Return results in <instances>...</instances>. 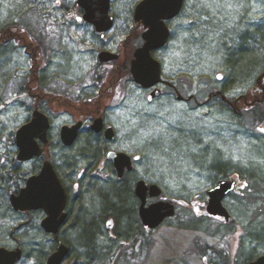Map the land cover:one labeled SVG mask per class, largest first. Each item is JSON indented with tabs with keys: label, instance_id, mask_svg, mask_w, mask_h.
Listing matches in <instances>:
<instances>
[{
	"label": "rangeland",
	"instance_id": "obj_1",
	"mask_svg": "<svg viewBox=\"0 0 264 264\" xmlns=\"http://www.w3.org/2000/svg\"><path fill=\"white\" fill-rule=\"evenodd\" d=\"M76 1L60 0L56 3V0H0V29L9 28L15 35L10 43L0 46V149L7 147L8 134L21 125L24 117L19 103L9 105L2 100L12 90L13 81L18 83L19 78L36 67H45L47 74L53 71L59 73L66 82L77 81L89 68L98 66L97 55L93 50L100 44L93 29L79 27L74 21H69L70 10ZM141 1H111L110 14L115 26L107 34L111 39L110 50H116L117 45L137 33L133 13ZM191 2L196 3L198 0ZM230 2L245 5L254 2L257 11L248 16L245 15V9L240 10L241 15L236 18L235 24L225 30L229 35L216 43L220 51L215 52V58L212 55L205 58L197 53L194 54L197 59L193 60L190 45L178 40L188 26L181 21L195 20L194 10L188 7L190 0H185L180 16L168 23L171 32L168 45L154 55L162 64L165 80L175 79L185 86L186 95L195 94L201 101L206 100L209 91L216 87L231 99L246 94L264 73V1ZM178 44L183 47V51ZM219 75L223 79H216ZM133 86L132 82L124 84V99L112 102L107 112L109 121L115 126L120 123L123 127L129 116L139 118V112L132 108L133 103L137 108L144 105L161 110L178 105L170 103L166 97L148 102L146 95L135 88L139 94V99H136L132 95ZM239 87L245 90L234 96L228 95ZM205 108L208 109L206 114L203 109L194 110L192 106L187 112L193 116L200 112L214 121L220 128L218 136L227 132L233 141H244L248 146L247 152L255 159H250L247 164L236 165L224 161L215 154L218 150L206 145L201 148L199 155L194 154L195 159L187 171L163 177L170 181L168 184L160 181L154 183L162 189L163 200L179 203L174 219L156 230L143 231L134 215L119 220L112 215L117 224L118 241L112 242L105 233L101 241L104 250L91 258H83L84 255L79 252L80 247L70 241L74 246L73 252L64 264H248L264 255V164L259 163L264 159V133L258 131L262 125L261 120H258L261 118L260 113L264 114V103L254 114L246 112L241 116L228 111L219 101ZM2 158H5L4 154L0 156ZM216 161L217 177L220 168L227 170L229 167L244 178L258 173L254 190L250 188L253 192L258 191L256 196L251 197L242 191L232 195L225 203L230 209L229 223L198 214L191 203L195 198L204 200L205 194L199 188L206 186L209 189L213 185ZM2 187L0 182V247L12 248L20 244L25 250L23 260H27V264H41L39 248L44 247L48 251L52 242L41 233H26L22 218H13L8 214ZM88 201L87 205L84 203V209L85 206L86 209L91 208L89 203H94L96 198H89ZM96 209L102 210V206L98 204ZM73 222L77 226L75 219ZM74 229L71 233L76 232ZM68 230L62 234V239L67 242L71 235ZM71 240L74 242L75 238Z\"/></svg>",
	"mask_w": 264,
	"mask_h": 264
},
{
	"label": "flooded vegetation",
	"instance_id": "obj_2",
	"mask_svg": "<svg viewBox=\"0 0 264 264\" xmlns=\"http://www.w3.org/2000/svg\"><path fill=\"white\" fill-rule=\"evenodd\" d=\"M70 11V22L74 21L79 27L87 26L93 29L96 40L100 44L93 50V53L97 55L98 66L89 68L77 81L73 80L70 82L63 80L59 73L53 71V73L47 74L45 67H36L35 70L19 78L18 80L20 81L18 83L13 81L12 90L8 91L5 96L6 99H2L8 102L9 105L19 103V108H22L24 115L21 125L8 134L7 147L4 150L0 149V156L2 154L5 155L4 159H0V182L3 184L6 209L13 218H22L24 222L23 228L26 233H41L52 242L53 245L48 251H45L44 247L39 248L41 264H47L49 257L58 250L61 244L66 245L70 249L66 261L71 256L73 252L71 242L62 239V234L67 229L71 233L72 229L76 227V224L74 222L72 224L71 221L75 219L77 223L78 216L84 208L83 203H86L87 199L95 195L93 192L95 189L109 191L111 188H116L129 192L132 200L131 215H134L138 220V224L140 223L141 225L139 216L141 201L135 194L136 185L141 181L139 178L133 179L139 163L134 160L133 155L140 153L135 150L132 152L118 150L122 143L127 144L128 141H122L119 136V129L114 123L109 121L107 116L112 102L124 99L126 95L123 90L124 84L132 82L136 89L146 95L148 102L152 103L162 97H166L170 100V103L183 105L186 111L191 106L194 107V110L199 111L207 105L217 104V101H219L228 111L234 115L241 116L246 112L254 114L262 108L264 103V73L256 79L254 87L247 90L246 94H241L231 99L216 87L209 91L210 93L206 100L201 101L195 94L186 95L185 86L179 84L175 79L165 80L163 67L162 78L164 82L157 87L160 90V96L153 99L151 94L155 89H144L135 84L131 74V61L134 58V53L138 48L142 47L144 42L142 38L143 27L136 26L137 33L133 37H127L122 43H118L116 50H110L111 39L108 36L107 39L102 38L100 34L96 33L95 27L88 25L84 21L83 8L74 4ZM104 51L115 53L119 58L109 63L101 64L98 62V56ZM159 51L154 52L153 56ZM147 97L152 99L148 100ZM37 112L43 114L48 120L46 135L44 139L39 136H33V138L28 139L32 136L30 131L27 134V139H25V141L27 140L26 145H28L30 140L35 147L30 151H25L24 156H21V149L17 145L18 131L31 124ZM260 114L261 118L258 121L261 120L262 122L261 128L264 127V114L263 112ZM126 119L127 121L124 124L129 123L130 119L138 118L129 116ZM98 120L102 122L100 132L94 130ZM79 124L80 129L76 140L73 144L66 145L62 139V130ZM108 129H113L114 131V136L111 140L106 138ZM110 152L129 156L132 164L131 169L125 167L122 173L119 172L115 162L109 158L108 154ZM214 171V182L208 190L216 187L220 181H236V189L223 201V205L229 213L230 209L225 203L232 195L242 191L251 197L257 194V190H255L256 192L252 190H254L258 181L257 179L255 182V176L258 173H254L255 176L252 175L249 177L250 179L248 177L244 178L239 173H235L232 167H229L227 170L220 168L218 170L220 173L217 177V163ZM247 175L250 174L247 173ZM37 178L40 180L35 185L34 191L27 195L31 201L56 203L61 198V190H59V193L58 191L56 192L57 184L64 190L66 205L63 213L66 214V220L56 234L47 233L43 228V222L49 217L45 206L16 211L12 204V198L19 197L22 191L30 186L32 180ZM245 184L247 187H243ZM147 185L151 186L153 184ZM84 197H86L84 201L79 202ZM208 200L209 197L205 194L203 201L195 198L191 203L195 210L199 209L198 214L205 215L215 221H222L221 219L208 216ZM155 201L157 199L148 198L147 206ZM79 203H81L80 207ZM172 203L178 209L179 203ZM109 221H111V224H109ZM143 229L148 230L145 227ZM103 230L105 231L102 232V238L106 233L112 242L118 241L116 222L112 215L105 216ZM72 234H69V236H72ZM8 249H21L22 260L16 264H27V260H23L25 250L22 245L17 244Z\"/></svg>",
	"mask_w": 264,
	"mask_h": 264
},
{
	"label": "snow or ice",
	"instance_id": "obj_3",
	"mask_svg": "<svg viewBox=\"0 0 264 264\" xmlns=\"http://www.w3.org/2000/svg\"><path fill=\"white\" fill-rule=\"evenodd\" d=\"M59 2L60 0H56V3ZM188 7L194 10L195 20L194 22L192 19L181 21L188 26L184 28L178 40L190 45V54L193 60L197 59V56L194 55L197 53L205 56V58L209 55L215 58V52L220 51L216 47V43L221 41L224 36L229 35L225 30L235 24L236 18L241 15L240 10L245 9V15L248 16H252L257 11V5L254 2L245 5L241 2H230V0H198L196 3H192L190 0ZM173 8L175 11H179L177 0H148L140 9L139 15L143 19V23L151 29L145 37L149 42V48L159 46L157 41L162 43V36L166 38V29L161 23V18L166 14H175V12L169 11ZM193 44L195 47H191ZM177 46L183 51L181 45L178 44ZM147 51L148 49H145L142 53L143 71L138 75V79L144 88L156 83L154 78L156 65H153L151 60L147 58ZM175 54L179 55V53ZM216 79H223V77L217 76ZM244 90L243 87H239L228 95L234 96ZM132 95L139 99V94L135 92V86H133ZM147 99L151 100L152 98L147 97ZM132 108L139 112V118L130 119V122L124 124L123 127L120 123L116 124L117 129L120 130L122 141H128L127 144L122 143L118 150L125 152L135 150L141 153L133 155L134 160L139 162L133 179L139 178L142 186L143 184H154L156 181L165 184L170 183L163 177H171L177 172L187 171L195 159L194 154L199 155L201 148L206 145H211L212 149L218 150L215 154L229 163L247 164L250 159H255L251 153L247 152L248 146L244 141H233L227 132L217 135L220 133V128L204 115L208 113L207 108L203 109L204 114L196 112L195 116L188 113L183 105H174L161 110L155 106L146 107L144 105L137 108L136 104L133 103ZM258 131L264 133V127L259 128ZM31 135L42 137L43 128L34 125ZM34 147L29 140L25 150L30 151ZM108 155L113 156V153L110 152ZM117 163L124 165L128 161L121 157ZM259 163L264 164V159H261ZM243 187H247V185L245 184ZM198 190L206 195H211L206 186ZM25 195L27 196L28 193ZM140 195L143 199V192ZM152 211H157V209H152ZM196 211L198 213L199 209Z\"/></svg>",
	"mask_w": 264,
	"mask_h": 264
},
{
	"label": "water",
	"instance_id": "obj_4",
	"mask_svg": "<svg viewBox=\"0 0 264 264\" xmlns=\"http://www.w3.org/2000/svg\"><path fill=\"white\" fill-rule=\"evenodd\" d=\"M111 1L112 0H77L76 4L78 7L84 9V21L90 25L95 27L96 33L100 34L102 38L107 39V34L111 32L115 26L114 18L111 16ZM264 1V0H263ZM148 0H142L134 9L133 13V23L136 26H141L144 29L142 38H143V45L142 47L138 48L134 53V58L131 61V74L135 84L144 88V86L140 83L138 79V75H140L143 71V64H142V53H144L145 49L147 51V58L151 60L153 65H156V83L151 84L148 88L144 89H155L151 94L153 99L158 98L160 96V90L157 88L160 84H162V66L161 63L154 58L153 53L165 48L170 40L171 32L168 27V23L175 18H177L184 7L185 0H177L179 3V11H175V8L169 10L175 12L173 15L166 14L164 17L161 18V23L164 24L166 29V38H163V42L160 43L157 41L159 46L149 48V42L145 39L148 35V32L151 31L143 23V19L140 17V9L146 4ZM119 56L115 53L104 51L101 52L98 56V62L101 64L109 63L111 61L117 60ZM221 76V75H219ZM225 99V97H224ZM34 125H39L43 128V135L40 138L44 139L46 135V130L48 128V120L47 118L37 112L35 114L34 120L31 124L21 128L18 131L17 135V145L21 149V156H24L25 153V146L27 143V134L33 129ZM80 129V124L74 126L72 128H64L62 130V139L66 145H71L76 140L78 136V132ZM102 129V122L98 120L94 126V130L96 132H100ZM27 130V131H26ZM113 129H108L106 133V138L111 140L113 138ZM33 136H30L31 139ZM123 157L124 160L128 161L127 164L120 165L117 163ZM111 160H113L117 166L119 172H123L124 168L127 167L131 169V158L125 154H117L113 153V156H109ZM40 179H34L30 183V186L23 190L21 195L17 198H12V204L16 211H24L25 209L29 208H39L40 206H45L49 217L43 222V228L47 233L56 234L59 231V228L65 223L66 214L63 213L66 205V197L63 188H60L57 184L56 192L61 190V198L56 203H49V201L38 203L36 201H31L25 195V193H30L34 191L35 185ZM147 189V191H145ZM215 189V191H212ZM236 189V181H220L216 187L210 189L211 195H208V205H207V214L211 218H219L226 222H229L231 219V215L229 211L224 207L223 201L227 198V196L234 192ZM143 192V199H141V193ZM135 194L137 198L141 201V206L139 208V216L141 220V224L143 227L149 230H156L160 228L167 220L172 219L176 216V206L171 202H167L164 200H158L150 205L147 206L148 198L150 199H160L163 195L162 189L158 185H151L148 186L147 184H143L139 182L136 185ZM45 203V205H43ZM152 209H157V211H152ZM55 217V219H54ZM70 249L64 244H61L58 247V250L52 254L47 264H63L68 255ZM22 260V250H9L5 247H0V264H16L17 262ZM249 264H264V256L259 257L257 260L249 263Z\"/></svg>",
	"mask_w": 264,
	"mask_h": 264
},
{
	"label": "trees",
	"instance_id": "obj_5",
	"mask_svg": "<svg viewBox=\"0 0 264 264\" xmlns=\"http://www.w3.org/2000/svg\"><path fill=\"white\" fill-rule=\"evenodd\" d=\"M12 37H15V35L12 33L11 29H0V46L10 43L12 41ZM93 192L95 195L92 198H96V201L94 203H89L91 204V208L82 209L80 215L78 216L77 226L74 229L76 232H73L72 236L68 237L69 241L72 243L76 242L75 244L78 248L80 247L79 252L84 255L83 258L96 257V255L104 250L101 238L103 234V220L105 216L110 214L117 218L116 220H119L128 219L132 214L131 196L129 192H126V190L122 191V189L119 190L111 188L109 191L95 189ZM87 202H89L88 199L86 201V205ZM98 204L99 206H102V210L96 211ZM139 226L142 227L140 223ZM141 229L144 231L143 228ZM118 235L119 234L116 229L117 239L119 237ZM72 237L75 238L74 242L71 240ZM73 247L74 246H72V248ZM227 264L229 263L227 262Z\"/></svg>",
	"mask_w": 264,
	"mask_h": 264
},
{
	"label": "bare ground",
	"instance_id": "obj_6",
	"mask_svg": "<svg viewBox=\"0 0 264 264\" xmlns=\"http://www.w3.org/2000/svg\"><path fill=\"white\" fill-rule=\"evenodd\" d=\"M216 163H217V161H216Z\"/></svg>",
	"mask_w": 264,
	"mask_h": 264
}]
</instances>
